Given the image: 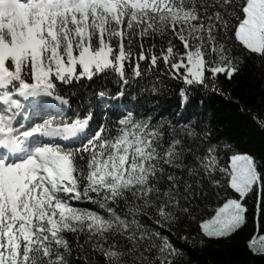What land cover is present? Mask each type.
Masks as SVG:
<instances>
[{
  "label": "snow or ice",
  "instance_id": "1",
  "mask_svg": "<svg viewBox=\"0 0 264 264\" xmlns=\"http://www.w3.org/2000/svg\"><path fill=\"white\" fill-rule=\"evenodd\" d=\"M250 62L264 0H0V264H192L189 246L250 220L264 256V156L203 119L73 109L66 91L176 84L181 107L215 92L264 128L225 88Z\"/></svg>",
  "mask_w": 264,
  "mask_h": 264
},
{
  "label": "trees",
  "instance_id": "2",
  "mask_svg": "<svg viewBox=\"0 0 264 264\" xmlns=\"http://www.w3.org/2000/svg\"><path fill=\"white\" fill-rule=\"evenodd\" d=\"M258 63V62H257ZM97 85H85L82 88L67 89L69 101L73 109L92 107L98 113L102 109H116L128 104L139 102L144 109H152L159 105L158 112L164 115L182 113L192 119H203L212 126L213 134L238 147L242 151L256 155L259 159L264 156V128L252 119V116L241 111L240 105L229 101L225 96L215 92H194L183 107L179 97L178 86L168 84L159 93H153L151 82L145 83L143 88L135 85L129 88L124 97L114 96L116 85L112 82L107 88L113 93L111 98L101 100L93 96V89ZM234 100H240L249 109L256 111L262 106L264 98V69H260L251 62L244 72L231 84H225ZM197 115H193V114ZM71 114V113H69ZM252 202L249 201L251 208ZM252 221L239 234L231 239H211L205 246L195 243L188 251L192 264H264V256L252 253L246 247V240L253 234ZM256 232L259 228L256 227Z\"/></svg>",
  "mask_w": 264,
  "mask_h": 264
}]
</instances>
